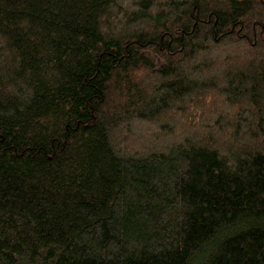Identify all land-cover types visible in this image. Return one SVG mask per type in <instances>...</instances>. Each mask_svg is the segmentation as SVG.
<instances>
[{"label":"trees","instance_id":"obj_1","mask_svg":"<svg viewBox=\"0 0 264 264\" xmlns=\"http://www.w3.org/2000/svg\"><path fill=\"white\" fill-rule=\"evenodd\" d=\"M0 264H264V0H0Z\"/></svg>","mask_w":264,"mask_h":264},{"label":"rangeland","instance_id":"obj_2","mask_svg":"<svg viewBox=\"0 0 264 264\" xmlns=\"http://www.w3.org/2000/svg\"><path fill=\"white\" fill-rule=\"evenodd\" d=\"M240 50L242 49V50H244V48H240V47H238ZM230 49V48H229ZM229 49H227V50H229ZM239 49H234V50H239ZM231 51V50H230ZM230 51H228V52H230ZM216 54H217V56H221L222 54H223V51H221V50H219V51H216ZM218 70H220V67H218V68H216L215 69V71H218ZM134 129V128H133ZM138 129V126H135V129L134 130H137Z\"/></svg>","mask_w":264,"mask_h":264}]
</instances>
